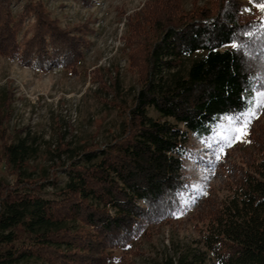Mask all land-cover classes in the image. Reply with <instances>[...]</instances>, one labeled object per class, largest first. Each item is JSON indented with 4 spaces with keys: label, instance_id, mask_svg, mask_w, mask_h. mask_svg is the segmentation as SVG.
I'll use <instances>...</instances> for the list:
<instances>
[{
    "label": "trees",
    "instance_id": "1",
    "mask_svg": "<svg viewBox=\"0 0 264 264\" xmlns=\"http://www.w3.org/2000/svg\"><path fill=\"white\" fill-rule=\"evenodd\" d=\"M209 3L185 11L183 0H147L127 18L123 41L137 89L126 100L111 82L117 98L107 104L123 121L107 144H83L64 165L69 149L59 143L57 161L33 180L24 176L26 148L4 141L13 181L0 184V264H115L113 252L128 249L147 226L187 211L190 135L208 139L219 120L245 111L250 92L264 89V17L244 14L241 0ZM84 32L61 28L42 0H0V57L74 70ZM248 137L243 161L228 170V196L198 206L199 244L153 264H264V111ZM59 174L67 176L61 188ZM45 187L56 190L51 198Z\"/></svg>",
    "mask_w": 264,
    "mask_h": 264
},
{
    "label": "rangeland",
    "instance_id": "2",
    "mask_svg": "<svg viewBox=\"0 0 264 264\" xmlns=\"http://www.w3.org/2000/svg\"><path fill=\"white\" fill-rule=\"evenodd\" d=\"M42 1L61 28L85 26L86 45L74 70L61 65L41 70L21 65L17 59L0 57V115L3 112L4 116L7 105L10 107L9 120L4 122L0 117V184L11 185L13 181L2 160L4 141L22 143L27 151L28 164L23 169L24 176L38 179L42 169L57 161L59 143L68 145L69 152L60 157L66 165L77 158L83 144L93 141L102 146L119 132L123 117L107 104L117 98L111 86L114 79L117 91L126 100L137 89L136 75L128 67L123 38L127 18L147 0ZM241 1L244 14L262 17L254 5L247 0ZM22 4L11 6L13 14ZM209 4V0H183L185 11H190L194 5ZM31 22V19L25 22L18 40ZM251 99L252 96L248 101ZM263 111L257 112L250 127L263 120ZM148 114L152 118L158 117L153 110ZM229 127L230 121L222 118L213 126L208 139L198 140L190 135L189 146L193 155L184 160L185 178L189 182L184 196L187 211L175 220L147 226L128 249L113 252L117 258L115 264H153L176 254L182 246L199 244L203 227L196 216L198 206L208 197L220 201L228 196V170L241 164L250 146L249 142L240 140H234L228 146L221 134ZM248 136L249 128L246 141H249ZM59 176L57 185L61 188L67 176ZM55 191L52 187H45L43 196L51 198Z\"/></svg>",
    "mask_w": 264,
    "mask_h": 264
},
{
    "label": "snow or ice",
    "instance_id": "3",
    "mask_svg": "<svg viewBox=\"0 0 264 264\" xmlns=\"http://www.w3.org/2000/svg\"><path fill=\"white\" fill-rule=\"evenodd\" d=\"M249 3H252L264 17V2H258V0H249ZM249 11V9H245ZM261 25L264 27V19L261 20ZM234 49H239V46L235 43L231 45ZM261 88H264V85H261ZM252 96V99L247 102L245 111L240 112L234 117H227L230 121V127L221 134V138L224 139L228 146H231V143L234 140H240L244 142H249L245 140V137L248 135V128L251 125V122L256 118L257 112L260 109H264V91L256 89L255 93H249ZM219 159V157H217Z\"/></svg>",
    "mask_w": 264,
    "mask_h": 264
}]
</instances>
